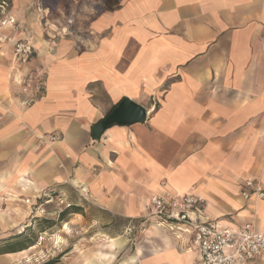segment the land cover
I'll return each mask as SVG.
<instances>
[{
    "label": "crops",
    "instance_id": "obj_1",
    "mask_svg": "<svg viewBox=\"0 0 264 264\" xmlns=\"http://www.w3.org/2000/svg\"><path fill=\"white\" fill-rule=\"evenodd\" d=\"M100 1H12L43 92L20 103L13 35L0 29V190L79 187L98 214L74 219L108 238L99 242L108 253L133 234L129 264L200 259L189 233L146 215L162 191L204 199L195 220L264 233V199L243 197L246 180L264 188V0H119L114 10ZM125 97L147 121L93 140L91 127ZM52 134L61 141L48 142Z\"/></svg>",
    "mask_w": 264,
    "mask_h": 264
},
{
    "label": "rangeland",
    "instance_id": "obj_2",
    "mask_svg": "<svg viewBox=\"0 0 264 264\" xmlns=\"http://www.w3.org/2000/svg\"><path fill=\"white\" fill-rule=\"evenodd\" d=\"M58 1L36 0V5L39 9H54ZM97 1L88 0V3ZM65 2L68 7L73 4V0ZM105 7L108 9L107 4ZM38 20L43 22L39 16ZM4 185L0 184L1 187ZM84 198L88 196H83L79 187L70 185L50 186L38 193L13 188L0 190V264H47L52 261L54 264H129L135 236L131 234L128 243L124 238L120 251L108 253L113 247L99 244L108 242V238L100 236L95 226L89 229L88 221L74 219L73 212L98 214ZM71 206L80 209L76 211ZM65 211L68 213L62 216ZM105 233L114 235L109 229ZM32 245L34 248L27 251ZM7 251L16 252L2 257L1 254Z\"/></svg>",
    "mask_w": 264,
    "mask_h": 264
},
{
    "label": "built area",
    "instance_id": "obj_3",
    "mask_svg": "<svg viewBox=\"0 0 264 264\" xmlns=\"http://www.w3.org/2000/svg\"><path fill=\"white\" fill-rule=\"evenodd\" d=\"M13 0L0 1V29L9 30L12 37L6 41L13 47L14 83L20 88L24 107L34 104L43 92L40 71L30 69L36 50L29 38L22 37L23 29L17 19L9 13ZM21 37H17V35ZM44 140V138H42ZM48 142H60L57 134L48 136ZM244 199H264V188L260 182L246 180ZM205 200L192 194H173L168 191L153 194L146 206V215L166 224L173 230L190 234V249L200 255L194 264H257L264 251V233L254 223L243 226L221 228L216 222L201 221L192 215L205 206Z\"/></svg>",
    "mask_w": 264,
    "mask_h": 264
},
{
    "label": "water",
    "instance_id": "obj_4",
    "mask_svg": "<svg viewBox=\"0 0 264 264\" xmlns=\"http://www.w3.org/2000/svg\"><path fill=\"white\" fill-rule=\"evenodd\" d=\"M148 115L144 107L132 101L130 98H123L102 121L101 128L106 131L114 126H131L143 124L147 121Z\"/></svg>",
    "mask_w": 264,
    "mask_h": 264
},
{
    "label": "trees",
    "instance_id": "obj_5",
    "mask_svg": "<svg viewBox=\"0 0 264 264\" xmlns=\"http://www.w3.org/2000/svg\"><path fill=\"white\" fill-rule=\"evenodd\" d=\"M106 4L108 5V10H114L115 8H117L119 6L120 1L119 0H107ZM117 105L118 104L114 105L112 107V109L110 110V112L114 108H116ZM104 132L105 131L101 128V121L91 127V137L93 140H99L102 137V135L104 134ZM70 208H72L73 210H76V211H79V209H80V208H77L76 206H71ZM67 213H68L67 211L63 212L62 216H65ZM75 213H78V212H75ZM32 246H34V245H32ZM32 246H30V247H32ZM10 247H15V246H10ZM30 247H28V248H30ZM23 250H25V249H23ZM15 252L16 251H7V252H4L3 254H10V253H15ZM47 264H54V262L52 261V262H49Z\"/></svg>",
    "mask_w": 264,
    "mask_h": 264
},
{
    "label": "bare ground",
    "instance_id": "obj_6",
    "mask_svg": "<svg viewBox=\"0 0 264 264\" xmlns=\"http://www.w3.org/2000/svg\"><path fill=\"white\" fill-rule=\"evenodd\" d=\"M74 184L77 185L78 182H75ZM82 191H83V193H86V194L89 193V192H88V189H87L86 186H83V187H82Z\"/></svg>",
    "mask_w": 264,
    "mask_h": 264
}]
</instances>
